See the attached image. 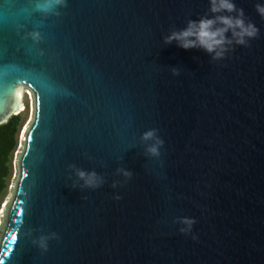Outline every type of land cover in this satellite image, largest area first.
<instances>
[{
  "label": "water",
  "instance_id": "water-1",
  "mask_svg": "<svg viewBox=\"0 0 264 264\" xmlns=\"http://www.w3.org/2000/svg\"><path fill=\"white\" fill-rule=\"evenodd\" d=\"M22 90L0 264H264V0H0Z\"/></svg>",
  "mask_w": 264,
  "mask_h": 264
},
{
  "label": "trees",
  "instance_id": "trees-1",
  "mask_svg": "<svg viewBox=\"0 0 264 264\" xmlns=\"http://www.w3.org/2000/svg\"><path fill=\"white\" fill-rule=\"evenodd\" d=\"M23 98L22 110L0 125V204L6 195L11 175L12 156L17 149L18 138L27 118V102L24 96Z\"/></svg>",
  "mask_w": 264,
  "mask_h": 264
},
{
  "label": "rangeland",
  "instance_id": "rangeland-1",
  "mask_svg": "<svg viewBox=\"0 0 264 264\" xmlns=\"http://www.w3.org/2000/svg\"><path fill=\"white\" fill-rule=\"evenodd\" d=\"M23 96L25 97L26 102H27V118H26V122H25V124H26L28 122V120L30 119V98H29L28 92L25 91V90H22L21 103H22V101L24 102ZM22 108H23V103H22ZM25 124H24V126H25ZM18 147H19V141H18L17 149H16V151L14 152V154L12 156L10 180H9V183H8V186H7V189H6L7 190L6 191V195H5V197L3 198V200L1 201V204H0V211L2 209V206H3L4 202H5L8 194H9L10 188H11L12 179L14 177V159H15L16 153L18 152Z\"/></svg>",
  "mask_w": 264,
  "mask_h": 264
},
{
  "label": "bare ground",
  "instance_id": "bare-ground-1",
  "mask_svg": "<svg viewBox=\"0 0 264 264\" xmlns=\"http://www.w3.org/2000/svg\"><path fill=\"white\" fill-rule=\"evenodd\" d=\"M22 110V107H21V109H20V111Z\"/></svg>",
  "mask_w": 264,
  "mask_h": 264
}]
</instances>
